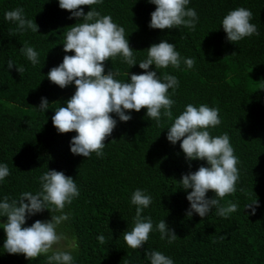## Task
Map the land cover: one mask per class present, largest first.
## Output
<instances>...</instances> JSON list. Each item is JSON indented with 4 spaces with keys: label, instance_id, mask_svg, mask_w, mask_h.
Masks as SVG:
<instances>
[{
    "label": "trees",
    "instance_id": "trees-1",
    "mask_svg": "<svg viewBox=\"0 0 264 264\" xmlns=\"http://www.w3.org/2000/svg\"><path fill=\"white\" fill-rule=\"evenodd\" d=\"M90 7L83 6L85 14L94 9L125 29L137 62L129 68L122 57L110 58L104 63V74L118 71L116 79L127 81V72L129 78L143 73L138 64L147 58L151 45L162 40L175 45L182 58L179 69L149 68L179 81L174 92L169 89L175 101L173 120L162 114L158 126L146 116V109L126 112L131 116L127 122L111 114L117 125L105 141L103 156L71 154L70 141L76 133L59 134L52 116L58 107L66 106L76 89L74 83L59 88L47 74L65 55H74L65 53L63 44L69 27L82 21L69 19L71 13L59 8L58 0H0V164H6L10 172L0 181V201L40 191L39 178L47 170L72 177L79 196L65 206L69 218L57 227V233L68 243L65 251L72 253L73 264H151L147 253L152 251L170 257L174 264H264V0H189L187 7L199 17L194 31L184 26L149 28L155 5L148 0H102ZM238 7L253 13L250 22L260 34L233 44L227 41L221 21ZM16 8H23L26 19L38 25L37 33L17 31L16 23L4 18ZM25 43L39 54L35 66L20 51ZM185 58H195L192 69L184 65ZM9 60L12 69L7 67ZM20 66L23 73L15 70ZM42 97L49 104L44 112L35 109ZM188 104L219 109L221 123L208 130L214 137L227 133L239 160L236 191L220 200L222 205L237 204V211L228 218L217 216L215 208L203 218L195 213L186 216L191 189H183L181 177L208 165L204 160L187 161L181 141L173 145L166 137ZM136 189L152 197L142 216L151 217L153 231L142 248L133 250L123 233L134 226L136 206L131 195ZM206 198H215V193L209 191ZM255 201L259 206L252 215L246 206ZM50 218L45 210L27 217L24 227ZM6 220L0 217V224ZM161 220L178 239L169 243L160 238L155 226ZM100 235L105 237L103 244L97 239ZM5 239L0 228V264H47L44 255L29 261L22 254H8Z\"/></svg>",
    "mask_w": 264,
    "mask_h": 264
},
{
    "label": "clouds",
    "instance_id": "clouds-1",
    "mask_svg": "<svg viewBox=\"0 0 264 264\" xmlns=\"http://www.w3.org/2000/svg\"><path fill=\"white\" fill-rule=\"evenodd\" d=\"M148 2L155 5V11L150 14L149 28L165 30L184 26L195 30L199 17L194 8L187 7L189 0ZM100 3L102 0H58L59 8L71 13L69 19L82 22L69 27L63 44V51L73 52L74 55H65L62 63L47 74V79L61 89L74 83L75 93L65 107H58L54 111L52 124L59 134L76 133L70 141V152L84 158L93 153L97 157L103 156L105 141L117 125L111 114H115L119 121L127 122L131 116L126 112L146 109V116L155 120L158 126L162 114L168 120H173L172 108L175 101L170 98L169 89L174 92L179 81L167 73L161 77L156 70L149 71V68L154 65L155 69H166L169 66L179 69L182 60L175 45L162 40L146 49L147 58L138 64L143 70L142 74H132L129 78L127 72V81L116 79L118 71L110 70L104 74V63L110 58L122 57L129 68L137 65V62L134 51L125 38L123 27L114 23L110 15H101L94 9L84 13L83 6L90 7ZM252 17L253 13L244 7L229 11L221 21L227 41L237 44L246 37L258 36L260 33L257 26L250 22ZM4 18L16 23L17 31L30 29L38 32V25L33 20L26 19L23 8L7 11ZM20 51L33 66L39 63V54L27 43ZM183 63L187 69H192L196 61L195 58H185ZM7 67H14L11 60ZM15 70L18 73L25 71L23 66ZM48 106L47 99L42 97L39 107L35 109L44 112ZM220 123L218 108L205 104L198 107L188 104L167 129V141L173 145L181 141L180 149L187 161L204 160L208 165L181 177L183 189H191L186 197L190 205L186 212L188 217L195 213L203 218L213 208L216 215L223 218H228L237 211L235 203L220 204V200L235 193L239 179V160L234 154L230 137L227 133L214 137L208 130ZM9 174L8 166L0 164V181ZM39 180L41 188L35 194L23 192L18 199L5 196L0 201V217L7 218L6 223L0 224L6 235L3 248L8 254H22L29 261L44 255L47 264H73L72 253L54 249V245L64 239L62 234L57 233V227L69 218L63 210L79 196L77 184L72 177L56 170H47ZM209 191L215 193V198H206ZM131 204L136 206L134 226L131 231L123 233V239L129 248L136 250L143 247L153 231L151 217L142 216L143 210L152 204V197L144 190L136 189L131 195ZM258 206L255 201L247 205L246 209H251L250 214L254 215ZM45 210L51 214L50 220H36L30 227H24L27 217ZM155 229L162 240L167 238L172 243L178 239L164 220L156 224ZM97 239L99 243H105L103 235ZM221 239L224 237L221 236ZM147 255L151 264H174L170 257L159 251H152Z\"/></svg>",
    "mask_w": 264,
    "mask_h": 264
},
{
    "label": "rangeland",
    "instance_id": "rangeland-1",
    "mask_svg": "<svg viewBox=\"0 0 264 264\" xmlns=\"http://www.w3.org/2000/svg\"><path fill=\"white\" fill-rule=\"evenodd\" d=\"M69 247L68 243L65 240H61L59 244L54 245V249H59L65 251Z\"/></svg>",
    "mask_w": 264,
    "mask_h": 264
}]
</instances>
